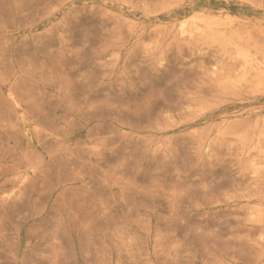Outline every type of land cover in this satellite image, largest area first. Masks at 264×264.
<instances>
[{"label":"rangeland","instance_id":"obj_1","mask_svg":"<svg viewBox=\"0 0 264 264\" xmlns=\"http://www.w3.org/2000/svg\"><path fill=\"white\" fill-rule=\"evenodd\" d=\"M0 264H264V0H0Z\"/></svg>","mask_w":264,"mask_h":264}]
</instances>
